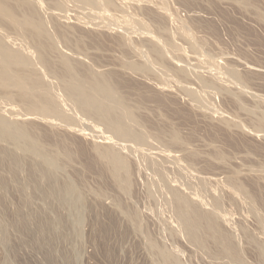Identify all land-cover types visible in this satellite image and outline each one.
<instances>
[{
    "label": "rangeland",
    "instance_id": "374dc122",
    "mask_svg": "<svg viewBox=\"0 0 264 264\" xmlns=\"http://www.w3.org/2000/svg\"><path fill=\"white\" fill-rule=\"evenodd\" d=\"M27 1L28 3L30 2L29 5L26 4ZM31 1L5 0V2L10 7L12 6L14 8L13 9L11 7V9L15 12V15L14 12L13 15L18 16L15 17L16 20L18 18V20H23L25 16L28 18L30 15V18L34 17V23H37L38 21L39 23L41 22V33L38 31L37 34H35L34 31L30 30L31 27L27 29V26L23 27V25L19 26L14 24L15 26L19 27H16L17 30L20 31L18 33L15 31V26H12L9 20L8 24L6 19H4L5 17L3 16L4 18H1L2 16L0 15V31L3 32V35L4 32H6L9 36L12 34L15 37L16 35V37L19 39H13L16 41H12V38L14 37L12 36V38H10L5 34L7 37L6 38L4 35L5 42L2 39L3 37H0V40L2 41L0 43L7 48L5 44L6 42L9 43L8 38H10V40L13 42L12 44H9L10 46L12 45L14 48L15 46H19V48L17 49L16 47L15 50L13 47H11L10 51L13 49V52L18 51V54H20L19 51L21 52V48L22 53L25 51L27 54V56L24 54L25 58L23 56L21 57L26 59L27 64H30V68L34 69L35 65L36 67L38 66L35 68V71L33 70L34 74H40V69L42 68L41 71L43 70L44 72L42 76L40 74L42 79L40 78L39 80L38 77L36 78H38L39 82L41 81L42 85L44 84L43 88L46 89V92H43L44 95H42L43 93L40 92V90H36L37 93H40H38V95L36 94L37 96L32 95V97L36 99H43V96H46L47 89L48 91L52 89L55 95H52L53 93L50 91L48 93H51V95L47 94L46 98H49L48 101L50 104L53 101L52 106L55 107V102L56 105H58L56 107V113L52 114V112H47L46 115L45 113L39 112V114L42 115L41 116L37 114L38 112L35 110L32 112V109H30L27 104H23V102L26 103V101H22V98L20 97L21 95H19L20 93L17 92V94L15 92L17 91L16 88L14 91L12 90L14 87L12 86L10 89L9 87L2 88V86H0V89L2 88L1 93L3 94L2 98L0 96V104L1 101H3V103L0 105V108L3 110L4 106L2 107V105L7 104L4 107L6 110H3L0 116L4 115L8 121H10V119L12 121L14 118V122L25 126L30 131L32 129L36 134L33 135L37 138L39 137L38 140L44 144V146H47L46 152L38 154L37 158L41 157L40 160H38L36 158L37 153L35 155V153L32 152L33 155H31V152L29 153L19 151L18 153L16 150V152H14L13 145H11V152H9V147H11L10 145L8 146L9 143H7V141L0 142V150L2 149L0 151V225L2 224L0 229H6L2 231L0 230L3 232L0 234V236H5L0 238V264H164L165 262L163 259H161L164 258L162 254L164 252L166 255L168 250L169 254L167 253V255H169V261L171 258V264H212L214 261L215 262L213 264H225L226 262L229 263V261H232L233 263L230 262L232 264H234V262L235 264H245V261L249 264H263L264 251L261 249H264V229H262V224L264 225V0H103L105 4L102 3V0H73V3L75 1L76 5L75 3L73 4L70 2L72 0H39L40 3L38 0ZM107 1L108 3H106ZM77 2H80L82 6H80V4ZM95 2L96 4H94ZM89 3L94 4L91 5V8L96 5L94 8H96L95 10L97 12L92 13L94 9H92L91 12H89V8L88 10L85 8L83 9V7H90L86 5H89ZM98 4L100 6V11L98 10ZM41 5L44 8L41 7ZM39 14H43V18L41 15L39 17ZM124 15H126L125 18ZM44 17L45 21H48L47 24H49V26H47L46 22H44L43 25ZM130 17L131 19H129ZM38 18H40V20H37ZM130 20L132 21L131 23ZM139 22H141V24H139ZM137 23L143 27L136 26ZM44 26L46 29L48 28L46 32L44 30ZM20 28L21 30H25L21 31ZM49 29L53 33L50 32ZM22 32H24L26 35L20 34ZM46 33H52L50 35L53 37L52 40H56L57 42L55 43V41H52L51 37L49 39V36L47 37L48 34ZM27 35L28 39L26 38ZM54 35L56 36V39L54 38ZM50 40L53 44L50 42ZM155 40L161 42H159V46H156L158 43ZM17 41H19L18 44ZM25 42H28L29 46L31 45V50H35L37 46V53H33V51L28 49L29 46L27 44L26 46ZM167 42L168 48L170 49L169 52H176L173 55L172 53L163 55V52H168V49H166L165 46ZM162 43L164 46L163 49L165 48L162 50L163 52L160 50ZM20 44L22 45L20 46ZM175 44L176 47L178 46V48L175 47ZM24 45L27 47L26 49L32 52L31 54L28 50H24ZM153 45L157 49V52L160 51V53H157L154 50ZM193 47L194 49L196 47L197 51L194 50ZM174 49H178L179 51H175ZM38 52L41 54V56L38 57V60L36 57L34 60L37 61L34 62L33 56L36 54L39 56ZM161 52L162 56H159ZM28 54L32 56L29 57V59H27L28 56H30ZM66 54L69 55V57ZM67 57L71 62L69 63L70 67L73 69L72 74L70 72L72 69L69 67ZM30 59L33 62L32 64ZM41 59L42 62H40ZM124 59L126 60L124 61V64L133 63L132 66L133 68L135 67V69L132 68L131 64V67L128 64L125 66L123 64ZM37 62L38 64L43 63V67L42 65H37ZM28 65H17L13 67L14 70H16V73H23L20 70L23 66V71L27 73L29 70ZM155 65H159L160 67L162 66L161 68L164 70L159 68L162 74L158 73L160 72L159 69L155 70ZM63 66L66 68L65 70ZM140 66L141 68L138 69ZM15 67L17 68L15 69ZM25 67L26 70H24ZM87 67L89 70L85 71L88 69ZM165 67L168 70H166L167 72H165ZM69 68L70 76L68 75L67 71ZM92 68L96 69H94V71L91 73L90 70ZM183 68L185 69L182 70ZM45 69L46 71H44ZM186 69L189 70H187V73H184ZM226 69L227 72H230V76L227 74ZM229 69L232 71L234 69L235 73H237L240 78L238 75L234 76V71L232 72ZM14 70L12 68V71ZM88 71L89 74L87 73ZM32 72L29 71L28 74L31 75ZM94 72L98 73H95L97 78H99L98 76L101 75L100 78L102 77V79L111 86L113 94H115V91H117V93L113 95L114 99L117 100V94H120L118 97L123 96V98L120 97L123 101H121L120 98H118V100L122 105H125V109L129 108V110H127L131 114L133 113V118L136 117L139 124L136 123L135 125L138 126L140 123L142 124L140 129L139 126L137 127V129L142 130V133L140 131V137H138L139 139L142 137V139L140 141L139 139H136V143H139V146L136 147H138L139 150L134 147L137 144L134 143V141L132 143V140L139 136V132L137 129L134 130L135 128H133V126H135L134 123L136 120L134 119V121L131 116L130 117L134 122L132 121L131 123L128 121V117L126 119L127 121H124L126 123L130 122L133 125L129 124V127H127L126 125L128 124H124L123 121V125H125L127 130L129 128V133H131V135L132 133L134 135L136 131V137L135 135L134 137L133 135L132 137L130 135V137L133 139L127 136L129 137V142L131 141L129 144L127 138L125 140V138L117 134L113 136L110 135L108 131L111 132V128H109V124L107 123L108 121L101 116L99 117L98 112L97 119H103V121L94 119V117L97 115L96 111L94 112L96 115L94 114L93 117V113L91 114V111H87L85 107L84 110L82 104V110H79L80 103L77 102L75 92L76 88L73 87V85L77 87L78 81L80 82L79 84H82V80L83 82L84 80L88 81L87 83L91 84L93 76H95V74L93 75ZM84 73L85 75L87 73V77L83 76ZM215 73L220 74L218 76L220 79L217 78V80H214L217 77ZM161 75L163 76L162 79L165 80L160 79L159 76ZM213 75L215 76L214 78H212ZM67 76L69 78H74V80L72 81L71 78H68L66 81ZM75 76L77 77V81ZM82 76L84 79L81 78ZM225 76L226 78H224ZM233 76L235 79L231 78L232 81H229V78ZM222 77L224 79H222ZM51 78L53 81L55 80L54 82L56 83H54ZM78 78H81V80ZM200 79L201 81L203 80V82H201ZM42 80H44L43 83ZM209 80L214 81V83L212 84L211 81L208 83ZM218 80L223 84H221ZM45 81L48 85L44 83ZM75 81L77 82V85H75ZM204 81H206L207 84L205 82L204 85ZM65 82H69L67 84L72 88L70 87L69 90H66L67 84L65 86ZM84 83L87 89H89L88 85H86L87 83ZM215 83L216 85H214ZM217 83H220V87L217 85ZM202 84L203 88L204 86L208 89L212 88V92L211 89H207L206 91L205 88V94L204 89H202ZM213 85L215 86V89L216 86H218V88L215 90ZM49 87L51 89H49ZM59 87L62 89V91L59 89ZM4 89H6V91H4ZM45 89H43V91H45ZM58 89L63 93H61V96L65 95V100L68 103H71L70 106L67 103H64L65 105H63L64 101H61L62 105L59 103L61 99L64 100L63 97H60V95H58L59 97L57 96L58 98L56 99V95L60 94ZM70 90H72V92ZM200 90L204 91L202 92L201 96H199ZM214 90L215 92H213ZM7 91H9L10 94H8V96L6 94L5 98H3L5 95L4 92L9 93ZM36 91L32 90L31 94L36 93ZM195 91L199 93V95H196ZM12 92L14 94L13 105L11 102L13 99L9 98V96H12ZM67 93L70 97L66 96ZM192 93L193 95L195 93L194 97ZM203 93L205 95H207V93L209 94V100ZM39 94H41V97ZM196 96H198V98ZM66 97H68V99L71 98L72 101L74 100L73 103L70 99L67 100ZM200 97H203L202 99H204L205 102H203V100L201 101ZM7 99L8 102L4 103L7 101ZM50 99H52V101ZM16 100L18 102H16ZM195 101L198 102L196 103ZM21 102L23 104H21V106H23L22 108L19 104ZM76 103H78V106ZM73 104H75V107H72ZM15 105L17 107L13 109ZM10 106H13V111L11 110ZM71 107L79 110L78 112L76 110L75 113L74 109L75 115H78L77 117H79V115L82 114L84 110L83 115H85H82L83 117L81 116V120L77 118L78 122H76L77 120L75 118L76 116L74 117V113H72L73 115L70 113L73 112ZM67 108L69 112L67 111ZM8 109H10L9 113L6 112ZM15 109L20 112L19 113L15 111L16 113H14V115L17 117L11 113V111L14 112ZM29 109L32 113H30V111L25 112V110ZM58 109L59 112H61V115L58 113ZM62 111H64V113L67 112L69 116L66 117L68 114H65L66 116L64 114L62 115ZM23 112L26 114L23 115ZM115 112L117 115L119 114L118 117ZM29 113H35L38 116L36 117V115H32V117L35 116V118H32L31 116L29 117ZM18 114L19 116L22 114L21 117H25L28 114L27 121L26 118L24 119V117L19 119ZM43 114H45V116ZM86 114L88 115V118H85V120H90V123L85 121V126L86 124H90L91 126L93 124L92 128L95 130L91 131L92 128L88 125L86 127L87 130L84 129L85 126H82L84 124V117H87ZM51 115L53 116L51 117ZM11 116L12 118H9ZM47 116L51 117V119L49 117L47 118L48 121L46 118H44ZM60 116L63 117V121L57 122L58 124L61 122H70L73 116L72 120H75V124L79 126L82 123L80 128L83 127V129H80L79 127L77 128V126L74 125V122L69 123V128H67L68 125L66 123L64 125L63 123L59 125L52 124V119H54V123L58 120H62ZM113 116L119 119L121 116L120 110L115 109ZM38 117L42 119H39ZM54 117H57V119ZM91 117L92 119H90ZM67 118H69V120ZM24 121L26 123L29 121V123L25 124ZM95 123L100 126L97 127ZM94 124L96 127H94ZM104 124L106 126L108 125L109 130ZM29 125L31 129L29 128ZM130 125L134 131L131 130ZM146 130H148V132ZM103 132H105V135L108 134V137L109 135L111 137V141L108 142L109 146L106 144L108 139L106 140V136ZM144 132H147L146 135ZM149 132L150 134L152 133L151 135L153 137V141H150L151 135ZM111 133L114 134L113 129ZM143 133L146 139L148 138V140H146V146H144L145 149H143V145L145 144V141H143V139H145ZM147 134H149V136ZM114 136L121 138H115L117 141L114 142ZM155 138L157 139L155 140ZM98 140H100V144H98ZM112 140L116 145L114 144V146H112ZM119 140H121L120 143L125 140V145L122 142V146L119 143ZM157 140L159 142L161 141L159 144H161L162 148L164 146L163 149L167 150L168 147L169 151L167 153H169V156L162 148L159 149L160 145L157 146L156 143V146L154 145V142ZM147 141L150 142L148 145ZM140 142H144V144L142 145ZM162 142L163 144L165 143V145H163ZM94 143L97 146H100L97 148ZM127 143L131 145V147L129 146L130 149L126 148ZM151 143L153 144V147ZM3 144L6 145L5 148L2 147ZM133 144L135 145L132 146ZM105 145L108 148L111 147V151H113L114 147L119 145L120 148L117 147L118 152L119 150L121 152L122 147H125L126 150L123 148L124 151L121 152V154L125 155V157H123V155L121 156L120 153L118 154L116 152V148L114 151L116 150L115 154L117 153L119 156L123 157L124 160L125 158L127 159L126 161L128 165H126L129 166L127 167V169L129 168V184L127 182V178H124V176L128 175L127 169L126 172L121 173L123 174L122 179L120 176L119 178H115L114 174H112L110 171V168L112 170L110 162L107 160V157L105 158V155L98 150L103 148ZM149 145L154 148V152L151 150L154 155H151L150 149L148 150ZM154 146L156 149H158L156 150ZM95 147L97 151H95ZM132 147L134 150H138L137 153H139L137 154L136 151L133 153L135 158L132 157ZM3 149L6 151H3ZM127 149H129V154L130 152L132 154L128 155V158L126 157L128 154ZM161 149L162 152L159 151ZM141 150L143 152L148 150V154L150 155L144 153V157H141V155H143ZM163 151L166 153L168 159H166L167 157L164 155ZM156 152L158 153L156 154ZM50 153L52 154V157L54 156L53 160L54 158L56 162L58 160L59 165L57 164L56 168L58 167L60 170L55 169V167H51L52 170H50L46 164L45 167H43L44 161L41 159H52V157H47L48 154L51 155ZM96 153H98V155ZM135 153L136 156L139 155L140 160L138 162L145 163V166L144 163L142 164L144 169L139 167L141 166L140 163L137 165V161H135V159H138L136 158ZM155 154L158 157H156ZM44 155H47L46 158ZM170 155H173V158ZM145 156L148 159L145 160ZM149 156H152V158L150 159ZM159 156L160 161H157ZM175 156H180L182 169H188L187 171L181 170V166H178V163L180 162L179 160L176 161ZM161 157H165V159L162 158L161 160ZM181 157L185 159L186 162L182 160ZM174 158L175 160H173ZM151 161H156L158 166H156L157 164L155 165L156 162L154 163ZM169 161L170 163H174V161L177 162L176 165L178 167H173L175 166L173 163H169L168 166L167 162ZM107 162H109L111 167L108 166ZM158 162H160L161 165L166 162V166H160V168ZM185 163L187 165H185ZM189 163L191 164L192 168L191 166L188 167ZM38 164L40 165V168ZM164 164L162 166H164ZM184 165L187 168L183 167ZM146 166H149V169L151 166H155L161 172L160 175L155 173L157 176H154V180H152L153 175H151V178H149L148 182L151 183V179V181H154V183H151L153 186L150 187L149 183L147 182V175L150 176V174H154V169H156V171L158 170L157 168L152 169L151 167V173V170L148 172V168ZM179 167L181 172L183 171V173L189 174L188 176L192 179L195 178V175L198 176H196V179L198 180H194V182L196 181L194 186L189 183V179L190 181L193 180L191 178L188 180L185 179L188 178V176H183V173L180 175L178 169L179 176L177 175V170H172L174 172L173 176L175 177L176 175V177H178L176 179L177 181L179 180L178 189L181 188V177H184H182L183 184H181L183 185V190L179 189L177 191L173 189L175 185L176 187L174 188H177L178 184L175 182L176 180L173 179V176L171 177L170 173H167V171L172 172V168L177 169ZM145 169H147V174L144 172ZM164 170L167 171L165 172ZM159 171L158 174L160 173ZM163 172L165 174H163ZM191 173L192 175L196 173L193 176L194 178L192 175H190ZM162 174L163 176H168L170 180L173 179L174 183L170 181L171 188L173 190H170V182L165 184L167 180L164 181V177H161ZM48 175H51L54 181L59 183H51L52 178H48ZM158 176L161 181L159 178H157ZM168 177L165 178L168 179ZM201 177H203L202 181H199L201 180ZM48 179L51 181H48ZM123 179L126 181V183H122L124 181ZM156 179L158 182L155 183ZM66 180H68V182ZM203 180L205 182L207 180V183L209 182L213 184V186H217L218 184L220 186L221 183H223L222 186L226 185L227 187L224 186L218 188L217 186L216 188L219 189V191L214 187L216 194H213L214 190H212L213 187L211 184H206L210 187L209 190V188L203 186L205 184ZM234 181H237L238 186L234 183L237 188L240 186L242 191L245 188L247 193H249V195L251 194L250 203L247 202L249 196L245 191H243L242 194H246V198H244L247 201L244 200V202H242L243 196H241L242 200H239L240 194L236 195L235 193L237 192V188L235 189L236 186H232V189L230 188V182L233 184ZM72 182L75 185V189L77 190L75 193L78 195V192H80L78 196H80L81 202L79 200V204L77 203L76 194H74L73 197V201L76 199L73 204H68L65 202V205L62 202L61 205V201H59L56 195L47 193L51 190L50 188L53 185H59L58 187H60L61 183L64 185L65 183L68 184ZM159 182L161 185H163V183L165 184L163 186L165 189L168 187V193L169 190L172 192V194L169 193L171 196L175 195L177 192L176 195L182 197V191L184 192V189H186V193H183V195L185 194V196H183V200H186L185 202H187V204H191L189 207H195L194 209L197 211H202L206 202L209 205H205L207 209L209 210L211 208L210 210L213 209V211L209 212L210 210L208 211L206 208L203 210L205 212L207 211L206 213H214L212 214L214 216L213 220L215 224L217 223V225L220 227L219 231L222 229V232H220L222 234L224 232V236L227 234L226 237L232 238L227 239V241L229 243L232 242L231 245H233V248L237 245L234 249L237 250L238 247V250H240H237L236 252H240L239 256H243L244 258L240 257L239 261L233 258H229L230 260H228L229 256L225 253H221L224 260L227 259V261L224 262L221 258L222 255L218 254L223 250H221L223 247L222 244H218V242H216L213 231H209L207 229V231H205L204 227H201L204 231L199 228V233L202 232L204 236H201V234L199 235V233H197V235H199L198 240L200 242L198 240L196 241V239L191 237L190 234H188L190 238L185 236L187 234L185 231L187 230L182 229L184 225L180 221V218L174 217L175 215L177 216L175 212L178 213V211H175L178 207L176 198H174V196V199L172 198L173 204L174 200L176 202V206L174 205V208L173 204L172 206L170 204L171 200H167L168 196L170 195L168 194L167 196V191L161 185H159ZM197 183L199 188L200 184L203 186V188L201 187L203 190H198L200 193H198L196 190L193 191V189L197 188ZM49 184L50 186H48ZM122 184H125L124 188ZM184 185L186 186L184 187ZM39 187L42 189L45 187V189L42 190V194L44 195L40 194L41 189ZM46 187L47 189L49 188L47 192L45 191L47 190ZM151 187H153L155 191L154 189L152 190ZM159 187H161V191ZM204 188L209 190V193H205L207 190H204ZM151 190L152 193H155L153 194L154 196L151 194ZM210 191L213 194L212 199H214L215 197L213 196L216 195L218 202H216L215 199V205L213 200L210 198ZM220 191L221 193H219ZM240 191L238 192L240 193ZM191 192L196 194V196L191 194ZM201 192L204 194L201 195ZM156 193H162V195H158ZM165 194L167 196L166 198L164 197ZM217 194L219 197L222 196L221 198L223 199H220ZM150 195H152L153 198ZM155 195L158 196L155 197ZM53 196H56L57 198H55L57 200ZM197 196H204V198L201 197V201L204 204H201V201L199 200L200 198ZM237 196H239L238 200ZM158 197L160 198L158 199ZM161 197L163 200L168 202V205L167 203L165 204L166 207L163 205L164 203H162L163 200ZM251 197H253L252 199H254V203H252L253 200ZM218 198L220 200H218ZM203 199H206V201ZM207 200H210V203L212 202L211 205ZM222 200L223 205L226 208L222 207V203L220 202ZM195 201L198 202V205L195 203ZM70 204L71 206H68ZM216 204H219V209H221L222 212V209H224L226 213L230 211L227 213V215H229L227 216L226 213L222 214L220 210H215L218 209V205L216 206ZM249 204L250 206L254 204L253 208H256L260 214H258L257 210L253 209L252 207L251 209L253 210H251L249 208L250 206H248ZM201 205L203 206L201 207ZM74 206L75 209L76 207L78 208L74 210ZM215 206L217 208H213ZM30 207L32 211H30ZM70 208L73 209L74 212L70 210ZM250 210L253 213L256 211V214L254 213V215L250 212ZM79 211L82 212L80 216L77 215L80 214ZM204 211L203 213H205ZM127 212H130V214ZM131 213L134 216L133 218ZM215 213L218 214L215 215ZM219 213L222 215L220 216ZM32 214L37 220L34 216H32ZM20 215L25 218L23 219ZM218 215L219 217L223 216L225 220H219V223V221L215 220L216 218L219 219L217 217ZM223 217L220 219H223ZM58 218L59 220L57 221ZM258 218L263 220L262 224H260L261 221ZM176 219L178 221H176ZM180 222L181 225H183L182 227L179 224ZM19 223L21 224L19 225ZM22 223H24V225H22ZM174 226L176 229H174ZM178 227H181L185 233L179 232L181 229ZM177 229L179 230L176 231ZM5 231L7 232L5 233ZM195 241L198 244L201 243L200 245L202 246L197 247L199 245L194 243ZM152 244H155L154 248L159 247L157 249L158 251L153 248ZM160 247L162 251L160 250ZM163 248H166L167 250L163 251ZM153 249L157 253L155 251V253L152 252L151 250ZM159 252L162 253L159 254ZM241 253H243V255H241ZM155 254L157 255L155 256ZM171 254L175 256V258L178 255L176 258L177 260L174 261L175 258ZM160 255H162V257ZM214 255L217 259L220 256L218 260L221 259L222 263H220L221 260L217 263L218 260L214 259ZM261 255L263 260L261 259L262 257L259 258ZM242 258L243 260L245 259V261H243ZM157 259L158 261L160 259L161 262L157 261V263ZM236 261L239 263H236Z\"/></svg>",
    "mask_w": 264,
    "mask_h": 264
},
{
    "label": "bare ground",
    "instance_id": "6f19581e",
    "mask_svg": "<svg viewBox=\"0 0 264 264\" xmlns=\"http://www.w3.org/2000/svg\"><path fill=\"white\" fill-rule=\"evenodd\" d=\"M30 1H31V0H30ZM36 1H37V0H36ZM64 1H66V0H64ZM69 1H70V0H69ZM69 1H68V2H69ZM75 1H77V0H75ZM75 1H74V3H75V5H76V2H75ZM82 1H83V0H82ZM95 1H96V0H95ZM100 1H101V0H100ZM104 1H105V0H104ZM31 2H32V1H31ZM38 2L40 3L39 0H38ZM70 2L73 3V0L70 1ZM97 2L100 3L99 1H97ZM29 3H30V2H29ZM29 3H28V1H27L26 4L29 5ZM33 3H34V1H33ZM74 3H73V4H74ZM77 3L80 4V2H77ZM102 3L105 4V2H103V0H102ZM106 3H108V1H107ZM37 4H38V3H37ZM67 4H68V3H67ZM78 4H77V6L79 7ZM94 4H96V2H95ZM94 4H91V3H89V5L86 4L87 6H90V7H83V9L85 8V9L88 10V8H89V12H91L92 9H94V11H92V13L97 12V11L95 10L96 8H94L96 5H95L93 8H91V7H92L91 5H94ZM39 5H40V4H39ZM83 5H84V2H83ZM86 5H85V6H86ZM33 6H34V4H33ZM80 6H82V4H80ZM11 7H12V6H11ZM11 7L5 2V0H0V15L2 16L1 18H4V17H5L4 19H6L7 22H8V20H9V21L11 22V25H12V26H15L14 24L19 25V26H20V25H23V27H24V26H25V27L27 26V27H26L27 29H29V28L31 27L30 30L34 31L35 34H37L38 31H40V33H41V30H42V28H41V22L39 23V21H38L37 23H34V22H33V18H34V17L30 18V15L28 16V18H26V16H25V18H24L23 20H18L19 18L16 20L15 17H18V16H14V15H15V12L11 9ZM41 7H43V6L41 5ZM99 7H100V6H99V4H98V8H99ZM12 8H13V7H12ZM43 8H44V7H43ZM81 8H82V7H81ZM90 8H91V9H90ZM101 8H102V5H101ZM13 9H14V8H13ZM40 10H41V9H40ZM62 10H63V8H62ZM98 10L100 11V8H99ZM42 11H43V10H42ZM99 11H98V12H99ZM13 12H14V15H13ZM124 14H125V13H124ZM126 14H127V13H126ZM16 15H17V14H16ZM40 15H41V14H39V17H40ZM3 16H4V17H3ZM42 16H44V15L42 14L41 17H42ZM125 16H126V15H124V18H125ZM42 18H43V17H42ZM42 18H41V20H42ZM127 19H128V17H127ZM129 19H131V17H130ZM37 20H40V18H38ZM42 21H43V20H42ZM44 22H46V21H45V17H44L43 25H44ZM131 22H132V21L130 20V23H131ZM137 22H138V21H137ZM12 23H13V24H12ZM47 23H48V21L46 22V24H47ZM133 23H134V22H133ZM133 23H132V24H133ZM135 23H136V22H135ZM8 24H9V22H8ZM137 24H138V23H137ZM137 24H136V26H141V27H143L142 25H139V24H141V22H139L138 25H137ZM134 25H135V24H134ZM47 26H49V24H47ZM16 27H17V28H19V27H18V26H15V27H14V28H15V31L19 33L20 31H18ZM42 27H43V26H42ZM21 28H22V26H21ZM21 28H20V30H21ZM47 29H48V28H47ZM47 29H46L45 26H44V30H45V32L47 31ZM50 29H51V27H50ZM50 29H49V31H50ZM23 30H25V29H22L21 31H23ZM28 31H29V30H28ZM26 32H27V30H26ZM50 32H52V31H50ZM1 33H2V35H1ZM48 33H49V32H48ZM48 33H46V34H48ZM52 33H53V32H52ZM52 33H51V34H52ZM5 34L8 35L6 32H4V35H5ZM20 34H25V33L22 32V33H20ZM38 34H39V33H38ZM51 34H48L47 37L49 36V39H50V37H51V40H52L53 37L50 36ZM0 35H1V36H0L1 38L3 37L2 39H3V41H4V35H3V32H2V31H0ZM6 35H5V37H6ZM25 35H26V34H25ZM25 35H22V36H25ZM39 35H40V34H39ZM12 36H13L12 34H10V36L8 35V37H10V38H12ZM36 36H37V35H36ZM54 36H55V35H54ZM13 37H14V36H13ZM15 37H16V35H15ZM15 37L12 38V41H16V40L18 39V37H16V38H15ZM27 37H28V35L26 36V38H27ZM6 38H7V37H6ZM6 38H5V39H6ZM10 38H8V39H9V43L6 42V44H5V43H4L5 41L3 42V43L7 46V48H6L4 45H2V44L0 43V86H2V88H3V87H9V89H10V87L12 86V87H14L12 90H14V91H15V88H16L17 91H15V92H16V93H17V92L20 93L19 95H21L20 97L22 98V101H23V100L26 101V103L23 102V104H24V105L27 104L28 107H29L30 109H32V112H33V110H35L36 112H38L37 114H39V112H41V113H45V114H46L47 112H52V114L56 113V110H57L56 107H57L58 104L56 105V102H55V103H54V104H55V107H54V106H52V105H53V101H52V99H50V100L52 101V103L50 104L49 101H48L49 98H48V97L46 98L47 94H49L48 92L51 91V92L53 93V90H52L50 87H49V89H51V90L48 91V89H47L46 96H43V99H41V98H40V99H36V98L32 97V95L37 96L38 93H40V92H42V93H43V92H44V93L46 92V89L43 88V87H44V86H43L44 84L42 85V84H41V81L39 82V80H40V78H41V77H40V74H41V76H42V74H43L44 72H43V70L41 71L42 68L40 67V68H41V69L39 68V69H40V74H38V73H35V74H34L35 68H37L38 66L36 67V65H35V66H34V67H35L34 69H33V68H32V69L30 68V66H29L30 64L28 65L26 59H24V58H25V57H24V54H26V52L24 51V53H22V49H21V48H20L21 52L19 51L20 54H18V51L13 52V49L15 50L16 47H17V49H18L19 46H15V48H14V46H12V45L10 46L9 44H12V43H13V42L10 40ZM54 38L56 39V36H55ZM8 39H7V40H8ZM13 39H16V40H13ZM20 39H22V38H20ZM27 39H28V38H27ZM29 39H30V37H29ZM18 40H19V39H18ZM51 40H50L51 43H52V41H55V43L57 42L56 40H52V41H51ZM156 40H157V39H156ZM156 40H155V41H156ZM28 41H29V40H28ZM0 42H2V41L0 40ZM18 42H19V41H17V44H18ZM23 42H24V41H23ZM156 42L158 43V45H156V44H155V45H156V46H159V42H160V41H159V42L156 41ZM160 43H161V42H160ZM7 44L9 45V48H8V45H7ZM26 44L28 45V42H27V43L25 42V45H26ZM29 44H30V43H29ZM52 44H53V43H52ZM21 45H22V44H20V46H21ZM25 45H24V50L27 51L28 49H30V46H31V45H30V46L28 45V46H29L28 49H26L27 47H25ZM27 45H26V46H27ZM164 45H165V43H164ZM52 46H53V45H52ZM165 46H166V49H168V52L166 51L167 53H165V52L162 51V50L165 49V48L163 49V47H164V46H163V43H162V47H161V45H160V47H161L162 49L159 47L160 50L163 52V55H164V54H168V53L171 54L172 52H171V51L169 52L170 49L168 48V42L166 43ZM193 46H195V45H193ZM11 47H13L12 51H10V48H11ZM153 47H154V45H153ZM175 47H176V44H175ZM34 48H35V47H34ZM34 48H33V49H34ZM172 48H173V47H172ZM176 48H178V46H177ZM31 49H32V48H31ZM31 49H30V50H31ZM36 49H38L37 46H36ZM36 49H35V50H31V51H33V53H34V52L37 53ZM193 49H194V47H193ZM30 50H28V51L30 52ZM154 50L157 52V49H156L155 47H154ZM158 50H159V49H158ZM174 50H175V49H174ZM174 50H173V51H174ZM177 50H178V49H177ZM177 50H175V51H177ZM194 50L197 51L196 47H195ZM178 51H179V50H178ZM196 51H195V52H196ZM16 52H17V53H16ZM162 52H161L160 55H159V54H158V55H159V56H162ZM198 52H199V51H198ZM198 52H197V53H198ZM31 53H32V52H30V54H31ZM38 53H39V52H38ZM157 53H160V51H158ZM174 53H176V52H174ZM174 53H172V55H173ZM30 54H28V55H30ZM32 55H33V54H32ZM34 55H35V54H34ZM36 55H37V54H36ZM36 55L33 56V60L36 59V57H37V60H38V57L41 56L40 53H39V56H38V55L36 56ZM66 55H67V54H66ZM21 56H23L24 58L21 57ZM26 56H27V54H26ZM63 56H64V55H63ZM67 56L69 57V55H67ZM29 57H32V56L30 55V56H28V58H27V57H26V58L29 59ZM68 57H67V59H68V63H69V62H70V59H69ZM42 59H43V58H42ZM42 59H41L40 62H42ZM67 59H64V60H67ZM37 60H36V61H37ZM39 60H40V58H39ZM30 61H31V59H30ZM36 61L34 60V62H36ZM124 61H126V60H125V59L123 60V64H124ZM38 62H39V61H38ZM38 62H37V65H39V66L42 65V67H43V63H42V64H38ZM43 62H44V60H43ZM32 63H33V62L31 61V64H32ZM44 63H45V62H44ZM62 63H63V62H62ZM70 63H71V62H70ZM70 63H69V67H70ZM20 64H21V65H26V66L28 65V67H29L28 72H29V71L32 72V71L34 70V71L32 72V74H31L32 76L29 75L28 72L26 73V72L23 71V69H22L23 66L21 67V69H20L19 67H18V68H19L23 73H26V74H28V75L23 74V73H16V70H14V67H13V66H17V65L21 66ZM127 64L130 66L131 63H127ZM127 64H124V65L127 66ZM65 65H66V62H65ZM67 65H68V64H67ZM132 65H133V63L131 64V66H132ZM131 66H130V67H131ZM155 66H156V65H155ZM157 66H158V68H157ZM157 66L155 67L156 69L154 68L155 70H158L159 68L162 67V66L160 67L159 65H157ZM46 67H47V66H46ZM67 67H68V66H67ZM89 67H90V65H89ZM130 67H129V68H130ZM163 67H164V66H163ZM12 68H13V70H14L15 72L12 71ZM16 68H17V67H15V69H16ZM63 68H64V66H63ZM70 68H71V67H70ZM70 68H69V70H67L69 76H70V72H71V74H72V71H73L72 68H71L72 70L70 71ZM73 68H74V67H73ZM87 68H88V67H87ZM132 68H133V66H132ZM140 68H141V66H140L138 69H140ZM226 68H227V67H226ZM228 68H229V67H228ZM19 69H17V70L20 71ZM43 69H44V68H43ZM65 69H66V68H64V70H65ZM94 69H96V68H94ZM94 69L92 68V69L90 70L91 73H92V71H94ZM133 69H135V67H134ZM162 69H163V68H161V70H162ZM184 69H185V68H183L182 70H184ZM231 69H232V68H231ZM231 69H229V70H231ZM24 70H26V67H25ZM87 70H89V68L86 69L85 71H87ZM136 70H137V69H136ZM163 70H164V69H163ZM166 70H167V69H166V67H165V72L168 71V70H167V71H166ZM187 70H189V69H186V71H184V73H185V72L187 73ZM44 71H46V69H45ZM69 71H70V72H69ZM75 71H76V70H75ZM159 71H160V69H159ZM231 71H232V70H231ZM233 71H234V74H233V73H232V74H233L234 76L238 75L237 73H235V70H234V69H233ZM233 71H232V72H233ZM97 72H98V71H97ZM97 72H94L93 75H94L95 73H97ZM99 72H100V71H99ZM157 72H158V71H157ZM182 72H183V71H182ZM226 72H227V69H226ZM226 72H225V73H226ZM76 73H77V72H76ZM87 73L89 74V71H88ZM87 73H86V75H87ZM100 73H101V72H100ZM100 73H99V74H100ZM158 73H161V71L158 72ZM229 73H230V72H227L228 75H229ZM37 74H38V76H37ZM47 74H48V73H47ZM77 74H78V73H77ZM97 74H98V73H97ZM102 74H103V73H102ZM161 74H162V73H161ZM166 74L169 75L168 73H166ZM215 74H216L217 77H216L214 80H217V78H218V76H219L220 74H217V73H215ZM227 74H226V75H227ZM75 75H76V74H75ZM86 75H85V73L83 74L84 77H87ZM103 75H104V74H103ZM43 76H44V75H43ZM45 76H46V74H45ZM45 76H44V77H45ZM47 76H48V75H47ZM77 76H78V75H77ZM83 76H82L81 78H83ZM96 76H97L96 74H95V76H93V79H92V81H91V84H90V83H87L88 81H85V80H84V82L87 83L86 85H88L89 89H87V87L85 86V83L83 82V80H82V84H79L80 82L78 81V85H77V82H76V81H77V77L75 76V79H76V81H75L76 84H75V85H77L78 89H77V87L74 86V85H73V87L76 88L75 92H76L77 102L80 103L79 110H82V107H81V104H82L83 108L85 107V108L87 109V111L89 110V112L91 111V114L93 113V114H92L93 117H94V114H95L94 112L96 111V114H97V112H98L99 117L101 116V117L105 118V119L108 121L107 123L109 124V128H111V132H112V129H113L114 134H112L110 131H108V132L110 133V135L113 136V135L117 134V135L122 136L123 138H125V140H126V138H127L128 142H129V139H128V138L130 137L131 133H129V128H128V130L125 128V125H123V121L126 120L127 117H128L129 119H131V117L133 118V113L131 114V113L128 111L129 108H127L128 110L125 109V108H124L125 105H122V104L120 103V101L118 100V98L121 97V96L118 97V95H120V94H117V100L114 99L113 95H115V94L117 93V91L114 90L116 93L113 94V90H112L111 86H110L108 83H106V82L102 79V77L100 78L101 75L98 76L99 78H97ZM165 76H166V75H165ZM223 76H224V74H223ZM229 76H230V75H229ZM229 76H228V77H229ZM234 76H233V77H230V78H229V79H230L229 81H232L231 78H234ZM34 77H35V78L38 77L39 80H38V78L35 79ZM72 77H73V75H72ZM106 77H107V76H106ZM159 77H160V79H162L163 76L161 75V76H159ZM167 77H168V76H167ZM214 77H215V76L213 75L212 78H214ZM238 77L240 78L239 75H238ZM49 78H50V77H49ZM68 78H69V77L67 76L66 81H67ZM70 78H71V77H70ZM70 78H69V79H70ZM81 78H80V79L78 78V79L81 80ZM88 78H89V77H88ZM90 78H91V75H90ZM107 78H108V77H107ZM224 78H226V76H225ZM224 78L222 77V79H224ZM236 78H237V77H236ZM41 79H42V78H41ZM43 79H44V78H43ZM51 79H52V78H51ZM51 79H50V81H51ZM55 79H57V78H55ZM71 79H72V81L74 80V78H71ZM83 79H84V78H83ZM210 79H211V78H210ZM218 79H220V77H219ZM234 79H235V78H234ZM45 80H46V78H45ZM162 80H165V79H162ZM211 80H212V79H211ZM211 80H209L208 83H210ZM237 80H239V79H237ZM43 81H44V80H42V83H43ZM46 81H47V80H46ZM46 81H45L44 83L47 84ZM50 81H49V83H50ZM52 81H53V79H52ZM54 81H55V80H54ZM54 81H53V82H54ZM72 81L70 80L71 83H72ZM200 81H201V79H200ZM218 81H219V80H218ZM218 81H217V82H218ZM235 81H236V80H235ZM75 82H74V83H75ZM201 82H203V80H202ZM205 82H206V81H204V85H205ZM219 82H220V81H219ZM54 83H56V82H54ZM67 83H69V82H65V86H66ZM83 83H84V84H83ZM110 83H111V82H110ZM211 83L213 84L214 81H211ZM220 83L223 84L222 82H220ZM220 83H219V84H220ZM46 84H45V85H46ZM51 84H52V83H51ZM59 84H60V82H59ZM111 84H112V83H111ZM206 84H207V82H206ZM219 84L217 83V85H219ZM225 84H226V83H225ZM47 85H48V84H47ZM57 85H58V84H57ZM114 85H115V84H114ZM114 85H113V86H114ZM214 85H216V83H215ZM214 85H213V86H214ZM65 86H64V88H65ZM67 86H68V84H67ZM67 86H66V90H67V89L69 90L71 86H68V88H67ZM209 86H210V85H209ZM45 87H46V86H45ZM60 87H61V86H60ZM60 87H59V89L62 91V89H61L62 87H61V88H60ZM114 87H116V86H114ZM114 87H113V88H114ZM207 87H208V86H207ZM219 87H220V85H219ZM2 88L0 89V96H1V98H2V96H3V94L1 93ZM71 88H72V87H71ZM205 88H206L205 86H204V88H203V84H202V89H204V91H205ZM217 88H218V86H216V89H217ZM7 89H8V88H7ZM43 89H45V91H43ZM59 89H58V92H60V94H57V95H56V99L59 97L58 95H60V97H63L64 100L61 99L59 103H61V101H64V102H63V105H65L64 103H67V104H69V106H70L71 103H68V102L65 100V98H64L65 95L61 96V93H62V92L59 91ZM207 89H208V88H206V91H207ZM210 89H211V92H212L213 89H212V88H210ZM210 89H208V90H210ZM214 89H215V86H214ZM216 89H215V90H216ZM12 90H11V91H12ZM32 90H35V91H36V90H40V92L37 93V91H36V93L31 94V91H32ZM116 90H117V89H116ZM215 90H214L213 92H215ZM4 91H6V89H4ZM70 91L72 92V90H70ZM204 91H203V90H200V95H199V93H197L196 91H195V93H196V95L198 94L199 96H201V95H202V92H204ZM206 91L204 92L205 94H206ZM7 92H9V91H7ZM54 92H55V91H54ZM56 92H57V90H56ZM58 92H57V93H58ZM67 92H68V91H67ZM73 92H74V91H73ZM191 92H193V91H191ZM198 92H199V91H198ZM211 92H210V94H211ZM18 93H17V94H18ZM44 93H43L42 95H44ZM68 93H69V92H68ZM68 93H67L66 96H68ZM195 93H194V95H195ZM204 93H203V94H204ZM4 94H5V95H4L3 98H5L6 94H7V96H8V94H10V92H9V93H5V92H4ZM11 94H12V96H9V98H12V99H13V100H11L12 105H13V101H14V96H13V95H14V94H13V92H12ZM36 94H37V95H36ZM62 94H63V93H62ZM72 94H73V93H72ZM205 94H204V95H205ZM39 95H40V97H41V94H39ZM49 95H51V93H50ZM52 95H55V94L53 93ZM69 95H70V94H69ZM192 95H193V93H192ZM192 95H191V97H192ZM194 95H193V97H194ZM204 95H203V96H204ZM208 95H209L208 93H207V95H205V96H207V99L210 98V97H208ZM57 96H58V97H57ZM205 96H204V97H205ZM52 97H53V96H52ZM52 97H51V98H52ZM68 97H70V96H68ZM68 97H66L67 100H69V99L71 100V98L68 99ZM71 97H72V95H71ZM193 97H192V98H193ZM196 97L198 98V96H196ZM7 98H8V97H7ZM53 98H55V97H53ZM121 98H123V96H122ZM121 98H120V100L123 101ZM200 98H201V101L203 100V102H205L204 99H202L203 97H200ZM200 98H199V99H200ZM56 99H55V100H56ZM72 99H73V98H72ZM9 100H10V99H9ZM58 100H59V99H58ZM193 100H194V98H193ZM205 100H206V99H205ZM208 100H209V99H208ZM208 100H207V101H208ZM65 101H66V102H65ZM71 101H72V100H71ZM71 101H69V102H71ZM73 101H74V100H73ZM73 101H72V103H73ZM207 101H206V102H207ZM6 102H8V99H7V101H5L4 103H6ZM16 102H18V101L16 100ZM195 102H196V101H195ZM197 102H198V101H197ZM197 102H196V103H197ZM2 103H3V101H1V104H2ZM57 103H58V101H57ZM199 103H200V102H199ZM1 104H0V105H1ZM17 104H18V103H17ZM19 104H20V107L22 108V107H23V106H21L22 102L19 103ZM19 104H18V105H19ZM23 104H22V105H23ZM76 104H77V106H78V103H76ZM6 105H7V104H5V105L3 104L2 107H3V106L5 107ZM61 105H62V103H61ZM8 106H9V104H8ZM8 106H7V107H8ZM59 106H60V104H59ZM59 106H58V107H59ZM73 106L75 107V104H73L72 107H73ZM4 107H3V110H6V109H4ZM12 107H13V106H10L11 110H12ZM16 107H17V106L15 105V107H13V109L16 108ZM26 107H27V106H26ZM28 107H27V108H28ZM72 107H71V108H72ZM69 108H70V107H69ZM85 108H84V110H85ZM24 109H25V106H24ZM30 109H29V110H25V112H26V111H28V112L30 111V113H32ZM74 109H75V108H72L73 112H70L71 114L74 113ZM115 109H119V110H120V115H121V116L119 117V119H117V117L119 116V114H118V115L116 114L117 111L115 112V114L117 115V117L115 118V116H113ZM3 110L0 108V114H1V112H3ZM18 110H19V108H18ZM18 110L15 109L14 112H12V111H13V110H12L11 113L14 115V113H16L15 111L19 112ZM21 110H22V109H21ZM21 110H20V111H21ZM62 110H63V109H62ZM65 110H66V108H65ZM65 110H64V111H65ZM70 110H71V109H70ZM76 110H77V112L79 111L78 109H75V113H76ZM84 110H83V112H84ZM60 111H61V110H60ZM64 111H62V115H63V114H64V115H65V114H68L67 112L64 113ZM67 111L69 112L68 108H67ZM121 111H122V114H121ZM6 112L9 113V112H10V109H8V111H6ZM83 112H82V114H80L81 112L78 113V114H80L79 117H77L78 115H77V114L75 115V113H74V117L76 116L75 118H76V120H77L76 122H78V119L81 120V116L83 115ZM89 112H88V113H89ZM19 113H20V112H19ZM30 113H29V117H30V116L32 117V115H36L35 113H34V114H30ZM58 113H59V114L61 113V112H59V109H58ZM85 113H86V112H85ZM117 113H119V112H117ZM25 114H26V113H25ZM25 114H24V112H23V115H25ZM45 114H43V115L45 116ZM59 114H58V115H59ZM96 114H95V115H96ZM98 114L95 116L96 118L94 117V119H97V118H98ZM9 115H10V114H9ZM21 115H22V114H20V116H19V114H18L19 119L24 117V116L21 117ZM27 115H28V114H27ZM27 115L24 117V119L26 118V121H27V117H28ZM39 115H41V114H39ZM46 115H47V114H46ZM48 115H49V114H48ZM58 115H57V117H58ZM60 115H61V114H60ZM72 115H73V114H72ZM84 115H85V114H84ZM84 115H83V116H84ZM86 115H87V114H86ZM2 116H3V117H2ZM2 116H0V142H1V141H7V143H9L8 146H9V145H10V146L13 145V148H14L13 150H14V152H16V151H18V153H19V151H20V152H21V151H23V152H29V153L31 152V153H30L31 155H33L32 152L35 153V155H36V153H37L36 158L38 157V154H42V153H44V152L47 151V148H46L47 146H44V144H42V143L38 140L39 137L37 138L36 136H34V135H36V134L34 133L35 131H33V130L30 128V125H29V128L31 129V131H30L29 129H27L25 126H23V125H21V124H18L17 122H14V118H13V120H12L13 122H12L11 119H10V121H8L7 118H6L4 115H2ZM14 116H16V115H14ZM37 116H38V115H36V117H37ZM41 116H42V115H41ZM41 116H40V117H41ZM52 116H53V115H51V117H52ZM65 116H66V115H65ZM65 116H64V118H65ZM68 116H69V114H68L66 117H68ZM83 116H82V117H83ZM130 116H131V117H130ZM134 116H135V115H134ZM16 117H17V116H16ZM48 117H49V116L44 117V118H46V120L48 121V119H47ZM51 117H49V118L51 119ZM57 117H54V118L57 119ZM60 117H61V116H60ZM89 117H90V116H89ZM9 118H12V116L9 117ZM32 118H35V116H33ZM38 118H39V117H38ZM69 118H70V117H69ZM69 118H67V119L69 120ZM72 118H73V116H72ZM72 118H71V120H72ZM77 118H78V119H77ZM85 118H88V115H87V117H86V116L84 117V120H83V121H84V124H83L82 126H85V121H87V122L90 123V120H88V119L85 120ZM16 119H18V118H16ZM19 119H18V120H19ZM29 119H30V118H29ZM39 119H42V118H39ZM56 119H55V120H56ZM58 119H59V117H58ZM61 119H62V120H58V121H56L55 123H54V119H52V120H53L52 124H58L57 122H59V121H63V117H61ZM82 119H83V118H82ZM90 119H92V117H91ZM129 119H127V120L130 121L131 123H132V121H133L134 119L136 120V121L134 120V121H135L134 125H135L136 123L139 124V122H137L138 120L136 119V117L133 118V120H132V119L129 120ZM21 120H22V119H21ZM44 120H45V119H44ZM52 120H51V121H52ZM71 120H70V122H71V123L74 122V125L77 126V125L75 124V120H72V121H71ZM80 120H79V121H80ZM97 120H99V119H97ZM100 120L103 121V119H100ZM100 120H99V121H100ZM127 120H126V121H127ZM263 120H264V117H263ZM91 121H92V120H91ZM134 121H133V122H134ZM18 122H19V121H18ZM70 122H67V123L65 122V123L68 125L67 128H69V125H70L69 123H70ZM81 122H82V121H81ZM81 122H80V123H81ZM87 122H86V123H87ZM130 122H129V123H126V122L124 121V124H125V123L128 124V125H126V126L129 127V124H131ZM24 123L27 124V123H29V121H28L27 123L24 121ZM50 123H51V122H50ZM61 123H63V122H61ZM61 123H59V124H61ZM65 123H63V125H64ZM103 123H104V122H103ZM105 123H106V121H105ZM59 124H58V125H59ZM78 124H79V123H78ZM81 124H82V123H81ZM81 124H80V125H81ZM95 124H96V123H95ZM95 124H94V125H95ZM138 124H137V125H138ZM74 125H73V126H74ZM80 125L77 126V128H78V127L80 128ZM87 125H88V124H86V126H85V128H84V129H86V130H87V128H86ZM96 125H97V124H96ZM96 125H95L94 127H96ZM102 125H103V124H102ZM104 125H105V124H104ZM131 125H133V124H131ZM131 125H130V128H131ZM141 125H142L141 123H140V125H138V126H139V129H140V126H141ZM65 126H66V125H65ZM88 126H90V127L92 128V127H93V124H92V126H91L90 124H89ZM98 126H100V125H97V127H98ZM105 126H106V125H105ZM135 126H136V125H135ZM135 126H133V128H135L134 130H136L137 127H138V126H136V127H135ZM103 127H104V126H103ZM106 127H107V129L109 130L108 125H107ZM141 127H142V126H141ZM73 128H74V127H73ZM91 128H90V129H91ZM101 128H102V127H101ZM104 128H105V127H104ZM133 128H131V130H133ZM80 129H83V127H81ZM105 129H106V128H105ZM107 129H106V130H107ZM139 129H137L138 132H139V134H138L139 136L136 137V131H135V133H134V135H135V137H136L135 139L131 138L132 135H133V133H132V135H131V137H130L131 139H133V140H132V143H133V141H134V143H136V141L139 139L138 137H140V131H141V133H142V130H139ZM141 129H143V128H141ZM77 130H78V129H77ZM88 130H89V129H88ZM92 130H95V129L92 128L91 131H92ZM134 130H133V131H134ZM32 131H33V132H32ZM79 131H82V130H79ZM83 131H85V130H83ZM89 131H90V130H89ZM133 131H132V132H133ZM144 131H145V128H144ZM146 131L148 132V130H146ZM31 132H32V133H31ZM147 132H146V133H147ZM103 133H104V135H105V132H103ZM106 133H107V132H106ZM144 133H145V132H144ZM144 133H143V135H144ZM146 133H145V135H146ZM33 134H34V135H33ZM94 134H95V133H94ZM149 134H150V132H149ZM149 134H147V135L149 136ZM151 134H152V133H151ZM151 134H150V135H151ZM101 135H102V134H101ZM110 135H109V137H110ZM134 135H133V137H134ZM143 135H142V136H143ZM145 135H144V137H145ZM37 136H38V135H37ZM98 136H99V135H98ZM105 136H106V140L108 139V141H106V144L108 145V144H109L108 142L111 141V137H110V139H109L108 134H106ZM127 136H129V137H127ZM148 136H147V137H148ZM153 136L155 137L154 134H153ZM173 137H174V136H173ZM94 138H95V137H94ZM96 138H98V137H96ZM115 138H116V139H119V138H121V137L118 138V136H117V137L114 136V138H113L114 142L117 141V140H115ZM152 138H153V137H152V135H151V137H150V141H153ZM157 138H158V137H157ZM157 138H155V140H156ZM131 139H130V140H131ZM136 139H137V140H136ZM141 139H142V137L139 139V141H140ZM151 139H152V140H151ZM101 140H102V139H101ZM113 140H112V142H113ZM121 140H122V139H121ZM121 140H119V143H120ZM125 140H124V141H125ZM146 140H148V138L146 139V137H145V139H143V141H145V144H144V142H143V143L140 142L142 145L144 144V145H143V149H145L144 146H146ZM99 141H100V140H98V144H100ZM102 141H103V140H102ZM104 141H105V140H104ZM124 141H122V142H123L124 145H125V142H126V141H125V142H124ZM157 141H158V140H157ZM157 141L154 142V145H155V143H156L157 146L160 145L159 149L162 148V147H161V144H159V143H161V141H160V142H159V141L157 142ZM94 142H95V141H94ZM96 142H97V139H96ZM96 142H95V143H96ZM112 142H111V144H112V146H114L115 143H114V142L112 143ZM122 142L120 143L121 145H122ZM130 142H131V141H130ZM130 142H129V144H130ZM7 143H6V144H7ZM95 143H94V145H96ZM103 143H104V142H103ZM119 143H118V144H119ZM148 143H150V142L147 141V145H148ZM104 144H105V143H104ZM111 144H110V146H111ZM120 144H119V145H120ZM129 144L127 143L126 148H129V149H130L131 145H129ZM136 144H137V145L133 144L132 146L135 145L134 147L138 149V147H136V146H139V145H138L139 143L137 142ZM141 144H140V146H141ZM162 144H163V142H162ZM115 145H116V144H115ZM119 145H117L116 147H114V148H113V151H111V147H112V146L109 147V148H110V149H109L106 145H105L106 147L104 146L103 148L98 149V150H99V152H101L102 154L105 155V158L107 157V160L110 162V164H111V166H112V170H111V168H110V171L112 172V174H114L115 178H116V177L119 178V176H120V178L122 179V178H123V176H122L123 174H121V173L126 172V169H127V167H129V166H127V165H128V164H127V161H126L127 159L125 158V160H124V158H123V157H125V155L121 154V152L124 151L123 148L125 149V147H122L121 152H120V150H119V152H118V150H117L118 148H117V147H119ZM151 145H152V147H153V144H152V143H151ZM163 145H165V143H164ZM163 145H162V146H163ZM5 146H6V145H4V144L2 145V147H4V148H5ZM99 146H100V145H99ZM99 146L96 145L97 148H98ZM108 146H109V145H108ZM122 146H123V145H122ZM129 146H130V147H129ZM149 146H150V145H149ZM149 146H148V150L150 149V153H151V155H152V154H153L152 151L154 150V148H152L151 146L149 147ZM155 146H156V145H155ZM155 146H154V147H155ZM166 146H167V144H166ZM166 146H165V148H166ZM0 147H1V144H0ZM96 147L94 148L95 151H97V150H96ZM10 148H12V146L9 147V152H11ZM115 148H116V150H117V151H116V150H115V151H116L118 154L120 153L121 156L123 155V157L119 156L117 153L115 154V151H114ZM119 148H120V147H119ZM163 148H164V146H163ZM163 148H162V149H163ZM48 149H49V148H48ZM129 149H127L128 154L126 155V157H127L128 155H130L131 152H132V154H133L135 151H136V153H137V151L139 150V149H138V150H134V148L132 147L131 149H133V151H131L130 154H129ZM155 149H156V147H155ZM157 149H158V148H157ZM157 149H156V150H157ZM162 149L159 150V151L162 152ZM1 150H2V149H1ZM1 150H0V151H1ZM13 150H12V151H13ZM15 150H16V151H15ZM54 150H55V149H54ZM125 150H126V149H125ZM148 150H146L145 152H143V151L141 150V153L143 152V155H141V153H140L141 157H144V153H145V154L147 153V155H150V154H148ZM151 150H152V151H151ZM163 150L166 151V153L169 151V150H168V147H167V150H166V149H163ZM3 151H6V150L3 149ZM164 151H163V152H164ZM23 152H22V153H23ZM48 152H49V151H48ZM50 152H51V149H50ZM52 152H53V151H52ZM139 152H140V151H139ZM153 152H154V151H153ZM161 152H160V153H161ZM29 153H28V154H29ZM101 153H99V154H101ZM123 153H125V152H123ZM126 153H127V152H126ZM136 153H135V156H136ZM157 153H158V152H156V154H157ZM166 153L164 152V155L167 157ZM170 153H171V151H170ZM23 154H24V153H23ZM30 154H29V155H30ZM50 154H51V153H50ZM96 154L98 155V153H96ZM132 154H131V155H132ZM137 154H139V153H137ZM156 154H155V155H156ZM167 154H168V156H169V153H167ZM147 155H146V156H147ZM153 155H154V154H153ZM173 155H174V154H173ZM173 155H172V156H173ZM39 156H41V155H39ZM46 156H47V155H46ZM46 156L44 155L45 158H46ZM146 156H145V160L148 159V158H146ZM170 156H171V155H170ZM172 156H171V157H172ZM47 157H52V154H51V155L48 154ZM53 157H54V156H53ZM53 157H52V159H51V158H50V159H48V158H46V159H41V160L44 161V164H43L44 166H43V167H45V164H46L47 167H49L50 170H52L51 167H55V169H59L58 167L56 168V165L58 164V160H57V162H56V161H55V158H54V160H53ZM100 157H101V156H100ZM128 157H129V156H128ZM128 157H127V158H128ZM132 157H134V154H133ZM149 157H150V156H149ZM156 157H158V156L156 155ZM156 157H155V158H156ZM175 157H176V156H175ZM33 158H34V157H33ZM40 158H41V157H39V158H37V159L40 160ZM101 158H102V157H101ZM103 158H104V157H103ZM134 158H135V157H134ZM136 158H137L138 160L135 159V161H137V165H138V163H140V162H138V161L140 160V159H139V155H137ZM151 158H152V156L150 157V159H151ZM162 158L165 159V157H161V160H162ZM172 158H173V157H172ZM178 158H179V159H178ZM181 158H182V157H181ZM166 159H168V157H167ZM35 160H36V159H35ZM35 160H34V161H35ZM102 160H104V159H102ZM143 160H144V158H143ZM152 160H154V159H152ZM173 160H175V158H174ZM178 160H179V162H180V156L176 157V161H178ZM182 160L185 161V159H183V158H182ZM182 160H181V161H182ZM13 161H15V160H13ZM18 161H19V160H18ZM105 161H106V160H105ZM125 161H126V163H125ZM141 161H142V159H141ZM157 161H160V156H159V158L157 159ZM163 161H164V160H163ZM11 162H12V161H11ZM15 162H16V161H15ZM35 162H37V161H35ZM41 162H42V161H41ZM109 162H107L108 166H110V165H109ZM145 162H146V161H145ZM149 162H150V160H149ZM151 162H154V161H151ZM155 162H156V161H155ZM155 162H154V163H155ZM182 162H183V161H182ZM185 162H186V161H185ZM17 163H19V162H17ZM39 163H40V161H39ZM60 163H61V162H60ZM143 163H144V162H143ZM143 163H140L141 166H139V167H142V169H144V168H143V165H142ZM147 163H148V162H147ZM158 163H159V167H160V166H161V167H165V166H166V162H164L165 164H164L163 162H161V163L164 164V166H162L163 164L161 165L160 162H158ZM167 163H168V166H169L170 161L167 162ZM172 163H173V162H171L170 164H172ZM176 163H177V162L174 161L173 164H174L175 166H173V167H176V166H177ZM126 164H127V165H126ZM156 164H157V162L155 163V165H156ZM179 164H180V165H179ZM181 164H182L181 162L178 163V166H181V170H184V169H182V165H181ZM189 164H190V163H189ZM189 164H188V167L191 166V164H190V165H189ZM38 165H39V164H38ZM38 165H36V166H38ZM41 165H42V163H41ZM58 165H59V164H58ZM148 165H149V164H148ZM150 165H151V163H150ZM152 165H153V163H152ZM185 165H187V164L185 163ZM185 165H184L183 167H186ZM60 166H61V164H60ZM111 166H110V167H111ZM144 166H145V163H144ZM156 166H158V164H157ZM168 166H167V167H168ZM171 166H172V165H171ZM178 166H177V167H178ZM146 167H147V166H146ZM148 167H149V166H148ZM148 167H147V168H148ZM151 167H152V166H151ZM151 167H150V169L148 168V172H149V170H151V173H152V169H153V168H157V167L153 166L152 169H151ZM161 167H160V168H161ZM167 167H166V168H167ZM39 168H40V165H39ZM41 168H42V167H41ZM60 168H62V167H60ZM186 168H187V167H186ZM191 168H192V166H191ZM44 169H45V168H44ZM55 169H54V170H55ZM163 169H165V168H163ZM167 169H168V168H167ZM178 169H179L180 175H182L181 173H183V171H182V172L180 171V167L177 168V169H176V168H175V169L172 168L171 171H172V170H174V171L177 170V175H178V173H179V172H178ZM46 170H48V169H46ZM54 170H53V172H54ZM59 170H60V169H59ZM157 170H158V168H157ZM160 170H161V169H160ZM168 170H169V169H168ZM187 170H188V169H186V170H184V171H187ZM192 170H193V169H192ZM56 171H57V170H56ZM146 171H147V169H145L144 172H146ZM153 171H154V174H150V176L147 175V177H148L147 182L149 181V178H151V175H153L152 180H154V179H155L154 176L156 175L155 173H157V175H160V174H161V172H160L159 170H158V171L160 172L159 174H158V171H156V169H154ZM164 171H165V170H164ZM166 171H167V170H166ZM166 171H165V172H166ZM190 171H191V169H190ZM128 172H129V168L127 169V174H128ZM167 173H170V175H171V177H172L174 172H173V171H172V172H168V171H167ZM167 173H166V174H167ZM171 173H172V174H171ZM188 173H189V171H188ZM112 174H111V175H112ZM125 174H126V173H125ZM125 174H124V175H125ZM146 174H147V172H146ZM148 174H149V173H148ZM163 174H165V173L163 172ZM163 174L161 175V177L163 176ZM195 174H196V173H194V175H195ZM157 175H156V176H157ZM167 175H168V174H167ZM174 175H175V174H174ZM188 175H189V174L183 173V176H185V177L188 176ZM190 175H192V173H191ZM194 175H192V177H193ZM121 176H122V177H121ZM128 176H129V174H128L127 176H124V178H127V182H128V180H129ZM178 176H179V175H178ZM183 176H182V177H183ZM196 176H197V175L194 176L195 178L193 177L194 179H192V178L189 177V176H188V178H185V179L188 180L189 178H191L193 181H190V179H189V183H191V185L194 186V185H195V182H196V181L194 182V180H198V179H196ZM49 177H51V175H50V176L48 175V178H49ZM163 177H164V181L167 180V181L165 182V184H166L167 182L169 183L170 181L174 183L173 179L176 180V179L178 178V177H176V175H175L176 178L173 176V179H171V180H170L169 177L166 176V175H164ZM163 177H162V178H163ZM165 177H168V179H166ZM171 177H170V178H171ZM182 177H181V184H183V183H182V180H183V178H184V177H183V178H182ZM197 177H198V176H197ZM51 178H52V181H53V182H52L51 180H49V179H48V181H51V183L54 184V182H56V181H54L53 177H51ZM54 178H55V177H54ZM118 178H117V179H118ZM157 178H159V176H158ZM202 178H203V177H201V180H199V181H202ZM46 179H47V177H46ZM121 179H120V180H121ZM120 180H119V182L121 183ZM123 180H124V179H123ZM159 180H160V178H159ZM162 180H163V179H162ZM168 180H169V181H168ZM204 180H205V179H204ZM204 180H203V181H204ZM66 181L68 182V180H66ZM160 181H161V180H160ZM178 181H179V180H178ZM178 181H177V180L175 181V182H177V184H178V185H177V188H174V187H176V185H175L174 187L172 186L173 189H174V190H177V191H178L179 189H182V190H183V185H181V184H180V187H181V188L178 189V187H179V183H178ZM226 181H227V180H226ZM229 181H230V180H229ZM69 182H70V181H69ZM124 182L126 183L125 180H124L122 183H124ZM150 182H151V183H154V181L152 182L151 179H150ZM156 182H158L157 179H156L155 183H156ZM171 182L169 183L170 186L168 185L170 188H171ZM187 182H188V181H187ZM193 182H194V183H193ZM222 182H224V181H222ZM231 182H232V180H231ZM231 182H230V188L232 189V186H233V187L236 186L235 184H237V181H236V182L234 181L233 184H231ZM47 183H48V182H47ZM51 183H50V184H51ZM58 183H59V182H58ZM58 183L56 182V184H58ZM120 183H119V184H120ZM148 183H149V182H148ZM151 183H149V187H150V186H153ZM192 183H193V184H192ZM201 183H203V182H201ZM204 183H205V184H204ZM204 183H203V184H204L203 186H206V188H209V190H210V187L207 186V185H209V184H211V183H209V182L207 183V180H206V182L204 181ZM218 183H221V182H218ZM224 183H225V182H224ZM227 183H228V181H227ZM227 183H226V184H227ZM234 183H235V184H234ZM50 184H49L48 186H50ZM128 184H129V182H128ZM157 184H158V183H157ZM165 184L163 183V185H161L160 182H159V185H161L162 187H163ZM175 184H176V183H175ZM184 184H185V183H184ZM199 184H200V183H199ZM206 184H207V185H206ZM222 184H223V183H221V185L219 186V184L217 185V183H216V185L218 186V188H220V187H224V186L227 187L226 185L222 186ZM228 184H229V183H228ZM62 185H63V184L61 183V186L58 187L59 185H58V186H55V185L52 186V184H51V186H52V187L50 188L51 190L48 191L49 188L47 189V187H46L47 190H45V191H46V192L48 191V192H47L48 194L56 195V196L58 197L59 201H61V205H62V202H63L65 205H66L65 202H67L68 204H69V203H72V204H73L74 201H75L76 199H77V203H78L79 200H80V196H78V195L80 194V192H78V195L75 193V191H77V190L75 189V185L73 184V182H72V183H68V184L65 183L63 186H62ZM155 185H156V184H155ZM191 185H189V186H191ZM214 185H215V184H214ZM46 186H47V184H46ZM120 186H121V185H120ZM122 186H123V188H124L125 184H122ZM126 186H128V185H126ZM166 186H167V185H166ZM185 186H186V185H184V187H185ZM203 186H201V184H200V188H199L198 183H197V186H196L197 188L193 189V191H195V190H196V191H198V190H203V189H201V187L203 188ZM211 186L213 187L212 190H214V191H213V194L215 193V189L219 191V189L216 188L217 186H213V184H211ZM237 186H238V184H237ZM237 186L235 187V189L237 188ZM40 187H41V186H40ZM40 187H39V188H40ZM146 187H147V185H146ZM149 187H148V188H149ZM154 187H155V186H154ZM157 187H158V185H157ZM212 187H211V188H212ZM214 187H215V189H214ZM125 188H126V187H125ZM155 188H156V187H155ZM163 188H164V187H163ZM167 188H168V187H166V189H165V188H164V189L167 191V196H168L169 193L172 194V192H171L170 190H173V189H172V188H171V189L169 188L170 190H169V193H168ZM190 188H191V187H190ZM238 188H239L241 191H240ZM238 188H237L236 190H237V192L240 191V193H239V192H238V193L235 192L236 195L240 194V198H241V196H243V197H242L243 200H242V198H241V199L239 198V200H242V202H244V200H245V198H246L245 195L248 194L249 199L247 198L248 201H247V200H245V201H247L248 203H250V202H251V200H250V195H251V194L249 195V193H247V191H246L245 188L243 187V188H244L243 191L246 192V194L244 193L245 195H243V194H242V193H243L242 188H240V186H239ZM36 189H37V187H36ZM40 189H41V193H40V194H42V190H44L45 187H44L43 189H42V188H40ZM40 189H38V190H40ZM151 189L153 190L154 188L151 187ZM159 189H160V191H161V187H159ZM34 190H35V189H34ZM38 190H37V192H38ZM152 190H151V194L153 195V194H155V193H152ZM204 190H207V189L204 188ZM209 190H207V192L205 191V193H209ZM212 190H211V191H212ZM220 190H221V189H220ZM154 191H155V189H154ZM160 191H159V192H160ZM185 191H186V189H184V192H185ZM211 191H210V193H211ZM46 192H45V193H46ZM147 192H148V191H147ZM180 192H181V191H180ZM184 192L182 191V197L177 196V195H176L177 192L175 193L176 196H175V195H172V196H171V195L169 194L171 197L168 196V199H167V200H168V201H169V199L171 200V203H170V204H171V206H172V204H173V200H172L173 196H174V198H176V202H177L178 207H177V209H176L175 211H178V213L175 212V211L173 210V209L175 208V206H176V205H175V204H176L175 200H174V204H173V206H174V205H175V206H174V208H173L172 210L177 214V216L175 215L174 217L180 218V221H181L182 224L184 225L185 228L182 227L183 225H181V222L179 223V224L181 225L182 229H186V230H187V231L184 230L185 232H187V234H186L185 236H188V234H190L191 237H193V238L196 239V241H197V240L199 239L198 236H199L200 234H201V236H204V235L202 234V232L199 233V232H200V231H199V230H200L199 228H201V227L203 228V227H204V228H205V231H207V230L210 231V230H211V231H213V233H214V235H215L214 238H215L216 242H218V244H222V246H223V247H222L221 245H219V246L222 247V248L220 247L221 250H222V249H223V250L221 251V250H219V249H220V248H219L218 250L221 251V252H219L218 254H221V253L224 254V253H225L226 255L229 256V257L227 256V257H228V260H230L231 258H233V259H236V260L239 261L240 257H243V256H239L240 252H239V253L236 252V251L238 250V247H237V250L234 249L237 245H236V246L234 245L235 247L233 248V247H232L233 245H231L232 242L229 243V242L227 241V239H229V238H231V237H226L227 234H225V236H224V235H223L224 232H223V234L221 233V232H222V229L220 230L221 232L219 231L220 227L217 225V223L215 224V222H214V220H213L214 216H213L212 214H214V213H209V212L213 211V209L210 210V209H211V208H210V209H209L210 211H209V210L207 209V207L205 206L207 203L205 202V204H204V203L201 201V197L204 198V196H201V197H200V196H197V197L200 198L199 200L201 201V204H204V206L201 205V207L203 206V209L206 208V209L209 211L208 213H206L207 211L205 212L203 209H202V211H201V210H200V211H199V210L197 211L196 209H194L195 207H189L191 204H187V202H185L186 200H183V198H184L183 196H185V194L183 195ZM216 192H217V191H216ZM47 193H46V194H47ZM148 193H150V192H148ZM185 193H186V192H185ZM196 193H197V192H196ZM198 193H200V192L198 191ZM198 193H197V195H198ZM217 193H218V192H217ZM219 193H221V191H220ZM46 194H45V195H46ZM48 194H47V195H48ZM74 194H76L77 197H79V198L76 197V199L74 198L75 200L73 201ZM156 194H158V195H159V194L162 195V193H156ZM173 194H174V192H173ZM178 194H179V192H178ZM188 194H189V193H188ZM191 194H193V192H191ZM203 194H204V193L201 192V195H203ZM213 194H212V193L209 194L211 199H212V195H213ZM215 194H216V193H215ZM233 194H234V191H233ZM42 195H44V194H42ZM47 195H46V197H47ZM76 195H75V196H76ZM81 195H82V194H81ZM152 195H150V196L153 198L154 195H153V196H152ZM158 195H155V197L158 196ZM193 195L196 196V194H193ZM207 195H208V194H207ZM56 196H55V197H56ZM82 196H83V195H82ZM167 196H166V194L164 195L165 198H166ZM217 196L219 197L218 194H217ZM53 197H54V196H53ZM55 197H54V198H55ZM57 197H56V198H57ZM84 197H85V196H84ZM84 197H83V198H84ZM155 197H154V198H155ZM188 197H189V196H188ZM191 197H192V195H191ZM207 197H208V196H207ZM207 197H206V199H207ZM213 197H215L214 199H212V200H213V203H214V200H215V199H216V202H218V201H217V198H216V195L213 196ZM221 197H222V196H220L219 198H220V199H223V198H221ZM238 197H239V196H237V200H238ZM244 197H245V198H244ZM56 198H55V199H56ZM83 198H82V201H83ZM159 198H160V197H158V199H159ZM174 198H173V199H174ZM186 198H187V196H186ZM195 198H196V197H195ZM208 198H209V197H208ZM219 198H218V200H220ZM252 198H253V197H251V199H252ZM161 199H162V197H161ZM206 199H205V200L203 199V200L206 201ZM211 199H210V200H211ZM56 200H57V199H56ZM84 200H85V199H84ZM162 200H163V199H162ZM162 200H161V201H162ZM191 200H192V199H191ZM199 200H198V201H199ZM210 200H207V201L209 202ZM252 200H253L252 203H254V199H252ZM164 201H165V200L162 201V203H164L163 205H165L166 203H167V205H168V202H166V201L164 202ZM27 202H28V201H27ZM29 202H30V201H29ZM80 202H81V200H80ZM85 202H86V201H85ZM220 202L222 203V207H224V205H223V200L220 201ZM31 203H32V202H31ZM57 203H58V202H57ZM195 203H197V205H198V202H197V201H195ZM209 203H210V202H209ZM211 203H212V202H211ZM211 203H210V205H211ZM248 203H247V204H248ZM252 203H251V204H252ZM26 204H27V203H26ZM59 204H60V203H59ZM75 204H76V202H75ZM78 204H79V203H78ZM170 204H169V205H170ZM192 204H193V203H192ZM199 204H200V202H199ZM219 204H220V203H219ZM219 204H216V206L218 205V209H215V210H218V211L220 210V212H221L222 214H225L226 212H225L224 209H222L224 213L221 211V209H219ZM197 205H196V206H197ZM207 205H208V204H207ZM214 205H215V203H214ZM29 206H30V205H29ZM29 206H28V207H29ZM68 206H71V204L68 205ZM72 206H73V205H72ZM78 206H80V205H78ZM193 206H195V205H193ZM208 206H209V205H208ZM216 206L213 207V208H217ZM248 206H250V204H249ZM255 206H256V205H255ZM31 207H32V205H31ZM31 207H30V211H32V210H31ZM165 207H166V205H165ZM201 207H200V208H201ZM211 207H212V206H211ZM251 207L253 208V207H254V204L251 205L249 208L251 209ZM77 208H78V207H76V209H77ZM163 208H164V206H163ZM169 208H170V206H169ZM197 208H198V207H197ZM220 208H221V207H220ZM224 208H226V207H224ZM227 208H228V207H227ZM76 209H75V206H74V210H76ZM198 209H199V208H198ZM253 209H256V208H253ZM253 209H251V210H253ZM70 210L73 211V209H71V208H70ZM78 210H79V209H78ZM168 210H169V209H168ZM172 210H171V211H172ZM229 210H230V209H229ZM229 210H228V211H229ZM251 210H250V212L253 213ZM256 210H257V209H256ZM173 211H172V213H173ZM203 211H204L205 213H203ZM226 211H227V210H226ZM254 211H255V210H254ZM259 211H260V209H259ZM28 212H29V211H28ZM39 212H40V210H39ZM73 212H74V211H73ZM75 212H76V211H75ZM79 212H80V211H79ZM229 212H230V211H229ZM229 212H227V213H229ZM255 212H256V211H255ZM255 212H254V213H255ZM25 213H26V212H25ZM29 213H30V212H29ZM44 213H45V212H44ZM81 213H82V212H80V214H77V215L80 216ZM127 213H128V212H127ZM227 213H226V215H227ZM254 213H253V214H254ZM257 213L260 214V213L258 212V210H257ZM38 214H39V213H38ZM63 214H64V213H63ZM67 214H68V213H67ZM128 214H130V212H129ZM128 214H127V216H128ZM178 214H179V217H178ZM217 214H218V213H217ZM217 214L215 213V215H217ZM219 214H220V213H219ZM222 214H220V216H221ZM255 214H256V213H255ZM255 214H254V215H255ZM258 214H257V215H258ZM262 214H263V213H262ZM262 214H261V215H262ZM25 215H26V214H25ZM43 215H44V214H43ZM134 215H135V213H134ZM226 215H225V217H226ZM228 215H229V214H228ZM228 215H227V216H228ZM20 216H21V215H20ZM27 216H28V214H27ZM30 216H31V215H30ZM32 216H34V215L32 214ZM131 216H132V218L134 217V216L132 215V213H131ZM258 216H259V215H258ZM0 217H1V216H0ZM21 217H22V216H21ZM34 217H35V216H34ZM34 217H33V218H34ZM38 217H39V216H38ZM47 217H48V216H47ZM60 217H61V216H60ZM217 217L219 218V219H217V218L215 219V220H217V221H219V220H225L223 216H222L223 219H220V218H222V217H219V215H218ZM259 217H260V216H259ZM22 218H23V217H22ZM24 218H25V217H24ZM24 218H23V219H24ZM40 218H41V217H40ZM62 218H63V217H62ZM82 218H83V217H82ZM261 218H262V217H261ZM26 219H27V218H26ZM35 219H36V217H35ZM45 219H46V218H45ZM48 219H49V218H48ZM55 219H56V218H55ZM69 219H70V218H69ZM77 219H78V218H77ZM174 219H175V218H174ZM174 219H173V221H174ZM258 219L260 220V218H258ZM32 220H33V219H32ZM36 220H37V219H36ZM58 220H59V218L57 219V221H58ZM60 220H61V219H60ZM78 220H79V219H78ZM263 220H264V219H263ZM263 220H260V221H261L260 224H262V221H263ZM27 221H28V220H27ZM40 221H41V220H40ZM46 221H47V220H46ZM176 221H178V220L176 219ZM3 222H4V221H3ZM38 222H39V221H38ZM41 222H42V221H41ZM54 222H55V221H54ZM0 223H1V222H0ZM33 223H34V222H33ZM35 223H36V221H35ZM43 223H44V222H43ZM50 223H51V222H50ZM67 223H68V222H67ZM174 223H175V222H174ZM219 223H220V221H219ZM263 223H264V221H263ZM4 224H5V223H4ZM20 224H21V223H19V225H20ZM39 224H40V223H39ZM47 224H49V223H47ZM47 224H46V225H47ZM54 224H55V223H54ZM57 224H58V223H57ZM72 224H73V223H72ZM75 224H76V223H75ZM179 224H178V225H179ZM1 225H2V224H1ZM1 225H0V226H1ZM22 225H24V223H22ZM34 225H35V224H34ZM36 225H37V223H36ZM70 225H71V224H70ZM175 225H176V223H175ZM216 225H217V226H216ZM74 226H75V225H74ZM3 227H4V226H3ZM5 227H6V226H5ZM34 227H35V226H34ZM47 227H48V226H47ZM174 227H175V226H174ZM181 227H178V228L181 229ZM217 227H218V228H217ZM6 228H7V227H6ZM21 228H22V227H21ZM54 228H55V227H54ZM70 228H71V226H70ZM202 228H201V229H202ZM4 229H5V228H4ZM4 229L1 228L0 230L2 231V230H4ZM25 229H26V228H25ZM174 229H176V227H175ZM179 229H177L176 231H178ZM182 229H181V230H182ZM206 229H207V230H206ZM262 229H264V225H263V224H262ZM5 230H6V229H5ZM42 230H43V229H42ZM44 230H45V229H44ZM181 230H180L179 232L185 233V232H183V230H182V231H181ZM197 230H198V232H197ZM1 231H0V232H1ZM173 231H174V230H173ZM176 231H175V232H176ZM202 231H204V230L202 229ZM209 231H208V232H209ZM6 232H7V231H5V233H6ZM40 232H41V231H40ZM72 232H73V231H72ZM2 233H3V232H1L0 234H2ZM177 233H178V232H177ZM182 233H181V234H182ZM197 233H199V235H197ZM7 234H8V233H7ZM178 234H179V233H178ZM211 234H212V232H211ZM3 236H4V235H3ZM3 236H0V238H1V237L3 238ZM201 236H200V237H201ZM4 237H5V236H4ZM188 237L190 238V236H188ZM189 238H188V239H189ZM193 238H191V239H193ZM194 239H193V240H194ZM201 239H202V238H201ZM201 239H200V240H201ZM231 239H232V238H231ZM6 240H7V238H6ZM202 240H203V239H202ZM196 241H195L194 243H196L197 245H199V246H197V247H201V246H202V245H200L201 243L198 244ZM198 241H199V240H198ZM234 241H235V240H234ZM0 242H1V240H0ZM2 242H3V241H2ZM4 242H6V241H4ZM46 242H47V241H46ZM191 242H192V241H191ZM199 242H200V241H199ZM201 242H202V241H201ZM214 242H215V241H214ZM216 242H215V243H216ZM48 243H49V242H48ZM150 243H151V242H150ZM233 243H234V242H233ZM50 244H51V243H50ZM202 244H203V243H202ZM235 244H236V242H235ZM6 245H7V244H6ZM152 245H153V248H154V247H155V246H154L155 244H152ZM152 245H151V246H152ZM151 246H150V247H151ZM151 248H152V247H151ZM158 248H159V247H156V248H154V249L157 250ZM154 249L151 250V251L154 252V251H155ZM260 249H261V248H260ZM160 250H161V247H160ZM164 250L166 251L167 249H166V248H163V251H164ZM239 250H240V249H239ZM239 250H238V251H239ZM261 250L264 251V249H261ZM157 251H158V250H157ZM161 251H162V250H161ZM168 251H169V250H168ZM168 251H167V253L169 254ZM175 251H176V250H175ZM177 251H178V250H177ZM155 252H156V251H155ZM155 252H154V253H155ZM217 252H218V251H217ZM156 253H157V252H156ZM161 253H162V252H161ZM161 253L159 252V254H161ZM167 253H166V255H165L164 252H163L162 255H163L164 258H161V259H163V261L165 262L164 264H171V263H170L171 258H170V261H169V258H168L169 255H167ZM173 253H174V252H173ZM173 253H172V254H173ZM175 253H177V252H175ZM215 253H216V252H215ZM159 254H158V255H159ZM172 254H171V255H172ZM177 254H178V253H177ZM212 254H214V253H212ZM156 255H157V254H155V256H156ZM162 255H160V256L162 257ZM173 255H174V254H173ZM173 255H172V256H173ZM215 255H217V254H215ZM215 255H214V259H217V258H215ZM221 255H222V254H221ZM241 255H243V253H241ZM259 255H260V254H259ZM177 256H178V255H177ZM177 256H176V258H177ZM218 256H219V255H218ZM173 257L175 258V256H173ZM173 257H172V258H173ZM219 257H220V256H219ZM219 257H218V259H219ZM224 257H225V255H224ZM261 257H262V255H261L259 258H261ZM263 257H264V256H263ZM263 257L261 258L262 260H263ZM155 258H157V257H155ZM158 258H159V257H158ZM176 258L174 259V261L177 260ZM178 258H179V257H178ZM221 258L223 259L224 262L227 261L226 258H225L226 260H224L223 255H222ZM229 258H230V259H229ZM243 258H244V257H243ZM243 258H242V260H243ZM2 259H3V258H2ZM8 259H9V258H8ZM214 259H213V260H214ZM218 259H217V260H218ZM5 260H6V258H5ZM213 260H212V261H213ZM220 260H221V259H220ZM220 260H218L217 263H218ZM242 260H241V261H242ZM262 260H261V261H262ZM157 261H158V259L156 260V262H157ZM159 261H160V259H159ZM159 261H158V262H159ZM163 261H162V262H163ZM238 261H236V263H237ZM243 261H245V259H244ZM263 261H264V260H263ZM263 261H262V262H263ZM0 262H1V261H0ZM3 262H4V261H3ZM158 262H157V263H158ZM160 262H161V261H160ZM178 262H180V261H178ZM214 262H215V261H214ZM214 262H212V264H213ZM230 262H232V261H229V263H230ZM6 263H7V262H6ZM8 263H9V262H8ZM172 263H174V262H172ZM176 263H177V262H176ZM220 263H222V260H221ZM229 263L226 262L225 264H229ZM232 263H233V262H232ZM232 263H230V264H232ZM238 263H239V262H238ZM244 263H245V264H249V263H247L246 261H245ZM1 264H3V263H1ZM4 264H5V263H4ZM159 264H161V263H159ZM174 264H175V263H174ZM178 264H179V263H178ZM215 264H216V263H215ZM222 264H224V263H222ZM234 264H235V262H234ZM263 264H264V263H263Z\"/></svg>",
    "mask_w": 264,
    "mask_h": 264
}]
</instances>
